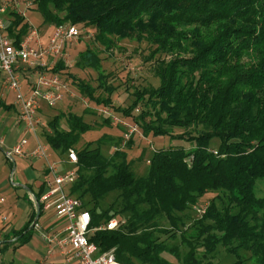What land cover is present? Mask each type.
Masks as SVG:
<instances>
[{
  "label": "trees",
  "instance_id": "1",
  "mask_svg": "<svg viewBox=\"0 0 264 264\" xmlns=\"http://www.w3.org/2000/svg\"><path fill=\"white\" fill-rule=\"evenodd\" d=\"M33 1L45 24L93 26L94 42L105 49L123 39L154 45L147 59L164 55L154 67L158 84L136 88L130 103L117 109L143 135L168 134L191 144L156 149L139 175L125 151L132 139L122 146V137L105 136L115 146L105 155L101 140L77 147L91 128L80 115L48 119L43 136L54 155L76 151L70 191L89 210L90 227L119 221L114 229L90 232L89 240L101 252L114 249L125 264H172L170 255L179 264H223L226 256L232 259L225 264H264V195L257 194L258 182L264 183V0ZM9 15L7 31L19 45L30 24L15 11ZM100 62L92 47L76 62L98 70L96 87L67 74L82 94L111 107L106 95L117 85L106 80L110 73ZM65 69L62 60L51 68L62 75ZM96 88L106 95H96ZM176 127L182 131L174 132ZM213 137L219 139L216 148L210 146ZM209 192L214 195L196 214ZM35 214L22 229L11 230L12 240L0 239L1 254L30 240Z\"/></svg>",
  "mask_w": 264,
  "mask_h": 264
},
{
  "label": "rangeland",
  "instance_id": "2",
  "mask_svg": "<svg viewBox=\"0 0 264 264\" xmlns=\"http://www.w3.org/2000/svg\"><path fill=\"white\" fill-rule=\"evenodd\" d=\"M32 6L28 9L22 8L25 12V19L29 22L30 28L36 29L37 37L39 42H34L35 45L47 44L54 26L45 24L43 22L41 14L34 8L35 2L30 0ZM30 4V5H31ZM10 18V15H7ZM80 34L77 39H73L65 46V59L66 69L62 71L65 75L70 91L63 94V98L55 106H48L46 103H42L43 112L48 113L49 119L55 115L61 113L72 112L80 115L83 120L91 125V128L81 135L79 145L92 143L96 145L100 142L101 151L105 155H109L114 150V144L112 140L105 142L102 138L105 136L117 139L122 137L126 125H122L117 120H110L105 122L104 118L107 116L103 112H99L100 107L103 105H97L87 95L82 94L72 78L68 76V72L77 79L87 81L90 85L96 87L98 84V70L93 66H78L76 62L79 59V55L87 47H92L95 50H99L101 57V68L104 69L107 75L106 80L109 83L117 85V89L110 95H106L101 89L96 88L95 94H102L110 97L112 106L109 107L113 115L123 119L126 124L136 126V130L132 132L131 138L132 144L130 147H126V155L129 160H134V170L136 174L143 175L149 168V160L152 157L154 151L158 148H167L177 145H182L189 148L191 144L185 139L170 136L168 134H153L149 133L143 135L140 127L132 120L131 116H124L123 113L117 109L122 108L130 103L133 99V91L136 88H143L149 85H157L158 79L154 75V67L156 60L163 57V54H156L151 59H147L148 53L154 48L151 43L142 40L140 42L135 39H123L116 41L110 49H105L97 42H94L95 28L93 26L82 27L80 24L77 25ZM30 30V29H29ZM246 59V58H245ZM85 62V61H82ZM26 67L22 65L19 69V75L21 80H27V74H33L31 69H23ZM4 88L0 87V96L4 93ZM8 103L14 104V94L9 92L6 96ZM137 107L133 111L134 114L138 113ZM17 109L11 106L9 109L0 108V135L6 134L8 129L14 128L19 129L20 126L16 125ZM7 120V123H6ZM63 121V120H62ZM7 124V126L5 125ZM21 129V128H20ZM182 131L181 128H174V132L179 133ZM26 137L27 140L31 139L29 135L23 131L20 135ZM44 142V136L41 137ZM219 144V139L213 137L210 141L211 148H216ZM11 152L10 147H1L0 145V182L5 180L0 185V196L3 197L4 203L0 207V231L3 230V236H7L8 240H12L10 229H22L29 218L31 212L30 205L27 203L28 200L25 194L26 189L23 187H17L18 175L20 170L24 168V165H30V158H23L20 155L9 154ZM56 156V155H55ZM40 164L43 166V161L37 162L34 166L37 171V178L40 181L44 173L40 169ZM14 167V170H13ZM16 167V169H15ZM13 171V172H12ZM257 194L264 195V183L258 182ZM214 194L209 192L203 195L197 205L195 206L196 214L198 210L202 209L204 205L211 199ZM26 203V206L23 205ZM8 216L9 221L3 222L2 217ZM55 215L53 211L43 212L37 221V225L32 229V235L30 240L16 248L13 245H9L7 250L1 254L0 259H3L6 263L12 262V264H65L63 257L58 251H55L50 257L44 259L46 255V247L42 242V236L46 232V228L55 221ZM232 257L226 256L221 261L225 264L230 261ZM169 260L172 264H179L174 260V257L170 255ZM220 260V259H219Z\"/></svg>",
  "mask_w": 264,
  "mask_h": 264
},
{
  "label": "built area",
  "instance_id": "3",
  "mask_svg": "<svg viewBox=\"0 0 264 264\" xmlns=\"http://www.w3.org/2000/svg\"><path fill=\"white\" fill-rule=\"evenodd\" d=\"M30 4V0H0V86L14 94L16 123L24 132L32 134L35 138V146L32 149L26 148V137L19 138L8 155L12 153L37 157L44 161V176L40 180L43 189L38 197L31 195L35 208L36 204H39L42 212L53 211L56 218L42 236L46 247L44 259L58 251L65 264H125L116 259L114 249L101 252L96 244L89 240L90 232L97 229H114L119 221L111 218L98 227H90L89 210L83 201L70 191L77 178L75 149L69 148L66 157L60 158L39 138L41 127L46 125L41 115L42 103L50 107L55 106L62 100L63 94L70 91L67 79L51 68L58 60L66 64L65 46L77 39L80 31L75 24L57 25L54 26L47 44L35 45L32 41L39 42L37 31L30 28L19 45H15L7 31L10 22L7 15L9 10H12L24 16L22 8L28 9L32 6ZM22 65L26 66L23 69L34 71L33 74H27L26 81L20 79L18 72ZM99 112L126 125L121 143L124 146L136 126L128 125L123 119L114 116L107 106L100 107ZM3 201L0 196V204ZM198 211L202 213L203 209ZM6 219L5 216L2 217L3 221Z\"/></svg>",
  "mask_w": 264,
  "mask_h": 264
},
{
  "label": "crops",
  "instance_id": "4",
  "mask_svg": "<svg viewBox=\"0 0 264 264\" xmlns=\"http://www.w3.org/2000/svg\"><path fill=\"white\" fill-rule=\"evenodd\" d=\"M2 87V86H0ZM4 93L5 94H1L0 96V100L2 103H0V108H5V109H9L11 106H14V104H10L8 103L6 99V96L7 94L10 92L6 89H4ZM44 110L42 109L41 111V115L43 117V120L45 121V126L41 127V134H40V140H41V137H43V131L46 130L48 131L49 128L47 126V121L49 119V115L48 113L46 112H43ZM6 123H7V120H6ZM5 123V125L7 126V124ZM16 125H18L16 123ZM19 126V125H18ZM21 128V129H20ZM19 129H14V128H10L8 129L7 133L6 134H2L0 135V145L1 147H10L12 149V147L17 143V141L19 140L20 138V135L23 133V129L22 127L20 126ZM29 137H31V139L27 140V144H26V148L28 149H32L34 146H35V138L32 134H28ZM45 142V141H44ZM46 143V142H45ZM21 157L23 158H30V165H24V168L22 170H20L19 172V175H18V184L15 185L17 187H23L24 189H26L27 193L25 194L24 198L26 197V199L28 200V204L30 205V208H31V212L29 213V217L31 215V213L36 210L35 208V205L33 203V201L31 200V195L32 194H35L39 188H40V181L38 180L37 178V171H36V168H35V164L37 162H41V158H37V157H29V156H24V155H20ZM28 160V159H27ZM43 161V160H42ZM16 169V167H15ZM40 169H42L43 173H44V161H43V166H41L40 164ZM13 170H14V167H13ZM13 172V171H12ZM5 180H3L2 182H0V185L1 183H3ZM4 203V201L0 204V207L1 205ZM26 206V203L23 205V207ZM43 213V212H42ZM41 213V214H42ZM6 217V216H5ZM6 221L8 222L9 221V217L7 216L6 217ZM29 219V218H28ZM39 219V218H38ZM3 221V220H2ZM6 221H3V222H6ZM38 221V220H37ZM11 230H16V229H10V232ZM3 230L0 231V239H2L4 236V234H2ZM43 242V241H42Z\"/></svg>",
  "mask_w": 264,
  "mask_h": 264
},
{
  "label": "water",
  "instance_id": "5",
  "mask_svg": "<svg viewBox=\"0 0 264 264\" xmlns=\"http://www.w3.org/2000/svg\"><path fill=\"white\" fill-rule=\"evenodd\" d=\"M40 215V207L39 204H36V214L34 216V219L32 220V222L30 223V225L28 226L27 230L33 228L35 226V224L37 223V220L39 218Z\"/></svg>",
  "mask_w": 264,
  "mask_h": 264
}]
</instances>
